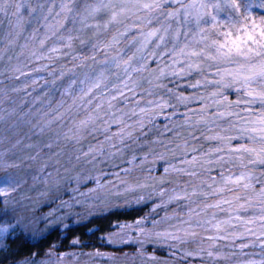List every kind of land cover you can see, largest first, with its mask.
I'll return each instance as SVG.
<instances>
[{
  "label": "clouds",
  "instance_id": "1",
  "mask_svg": "<svg viewBox=\"0 0 264 264\" xmlns=\"http://www.w3.org/2000/svg\"><path fill=\"white\" fill-rule=\"evenodd\" d=\"M0 264H264V0H0Z\"/></svg>",
  "mask_w": 264,
  "mask_h": 264
},
{
  "label": "trees",
  "instance_id": "2",
  "mask_svg": "<svg viewBox=\"0 0 264 264\" xmlns=\"http://www.w3.org/2000/svg\"><path fill=\"white\" fill-rule=\"evenodd\" d=\"M111 226L109 227V230H112V227H114V222H110Z\"/></svg>",
  "mask_w": 264,
  "mask_h": 264
},
{
  "label": "snow or ice",
  "instance_id": "3",
  "mask_svg": "<svg viewBox=\"0 0 264 264\" xmlns=\"http://www.w3.org/2000/svg\"><path fill=\"white\" fill-rule=\"evenodd\" d=\"M238 46H239V45L237 44L236 47H238ZM114 223H117V224H118L119 222H114Z\"/></svg>",
  "mask_w": 264,
  "mask_h": 264
}]
</instances>
